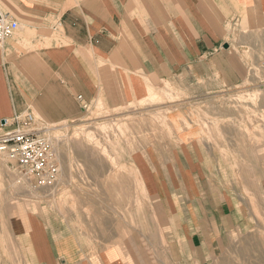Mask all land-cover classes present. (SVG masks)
<instances>
[{"label":"crops","instance_id":"0c3cea01","mask_svg":"<svg viewBox=\"0 0 264 264\" xmlns=\"http://www.w3.org/2000/svg\"><path fill=\"white\" fill-rule=\"evenodd\" d=\"M0 9L19 24L0 46V129L28 112L62 124L91 108L121 110L146 100L150 84L237 87L240 26L264 28V0H0ZM113 159L171 222L163 264H213L244 226V205L214 180L196 142L142 134L133 153ZM63 228L56 217L28 222L21 247L29 264H129L117 233L86 245Z\"/></svg>","mask_w":264,"mask_h":264},{"label":"rangeland","instance_id":"374dc122","mask_svg":"<svg viewBox=\"0 0 264 264\" xmlns=\"http://www.w3.org/2000/svg\"><path fill=\"white\" fill-rule=\"evenodd\" d=\"M240 28L245 34L233 48L245 68L237 87L203 80L163 82L148 88L161 92L158 99L148 91L144 103L114 112L91 108L81 119L62 124H48L35 114L52 140L59 139L61 174L69 178L54 195L28 196L14 188L13 179L30 191L41 194L42 188L0 153V264H29L21 233L30 220L52 217L64 226L62 231L70 224L77 241L86 245L117 233V246L127 250L129 264H143L136 249L145 252L148 264H163L171 222L161 204L146 197L134 172L125 173L113 159L133 153L142 134L150 142L199 144L214 180L244 205V226L229 234L213 264H264V28L250 30L244 22ZM73 137L84 152L73 149Z\"/></svg>","mask_w":264,"mask_h":264},{"label":"built area","instance_id":"2783aa9c","mask_svg":"<svg viewBox=\"0 0 264 264\" xmlns=\"http://www.w3.org/2000/svg\"><path fill=\"white\" fill-rule=\"evenodd\" d=\"M18 29L19 24L0 9V46ZM47 130L45 122L32 112L4 121L0 129V153L40 188L57 183L61 174L59 156Z\"/></svg>","mask_w":264,"mask_h":264},{"label":"bare ground","instance_id":"6f19581e","mask_svg":"<svg viewBox=\"0 0 264 264\" xmlns=\"http://www.w3.org/2000/svg\"><path fill=\"white\" fill-rule=\"evenodd\" d=\"M151 85V84H150ZM154 89H155V87H154ZM154 89L151 87L148 91H149V97L151 98V99H154V100H156L155 98H157L158 99V97H160L162 94H161V92H157V91H154ZM157 90V89H156ZM163 91V90H162ZM173 97V96H172ZM149 98V99H150ZM175 98V97H174ZM169 99H171L172 100V98H169ZM145 101V100H144ZM144 101H140L141 103H144ZM147 101H151V100H148L147 99ZM158 102H160V101H158ZM153 104H154V102H153ZM144 105V104H143ZM147 105V104H146ZM263 106V105H262ZM67 136V135H66ZM62 140V139H61ZM54 141H56V143H57V145L56 146H58V147H56V150H57V148H59V146H60V141H59V139H57V138H55V140ZM72 143H73V149L74 150H76V152L77 153H82V152H84L83 150H84V148H83V146L79 143V141H80V139L79 138H76V137H73L71 140H70ZM58 152H59V158H60V156L63 154V153H61V150L60 149H58ZM64 155V154H63ZM79 157V156H78ZM84 158V157H83ZM86 158V157H85ZM88 159V158H87ZM60 161H62L61 160V158L59 159ZM84 160V159H83ZM97 161V160H96ZM68 163V162H67ZM88 164V163H87ZM101 164V163H100ZM4 165V164H3ZM66 165V164H65ZM64 168V167H63ZM68 168V167H67ZM64 173V172H63ZM63 173L62 174H60V179H58V182L57 183H55V184H52V185H47V186H44V187H41L42 189V191H41V194L39 193V192H37V191H30V190H28V187L26 186V184L25 185H21V184H18V183H16V180L15 179H13L12 180V183H13V186H14V188L16 189V190H18V192H23V191H25V192H23V194H26V195H28V196H36V195H46V194H49V193H52V192H54L55 190H56V188H57V186H58V184H60V183H67V179L69 178L68 177V175L65 173L64 175H63ZM12 174V173H11ZM87 175V174H86ZM90 175H92V174H90ZM89 175V176H90ZM62 176V177H61ZM88 176V175H87ZM20 179V178H19ZM25 180V179H24ZM30 182V181H29ZM40 188V187H39ZM20 190H22V191H20ZM14 198V197H13ZM8 199V198H7ZM12 200V199H11ZM96 201V200H95ZM7 202V201H6ZM9 202V201H8ZM9 204V203H8ZM2 215V214H1ZM105 219V218H104ZM95 225V224H94ZM258 231V230H257ZM253 232V231H252ZM249 237V236H248ZM131 238V237H130ZM9 244V243H8ZM264 247V246H263ZM264 249V248H263Z\"/></svg>","mask_w":264,"mask_h":264},{"label":"water","instance_id":"95a60500","mask_svg":"<svg viewBox=\"0 0 264 264\" xmlns=\"http://www.w3.org/2000/svg\"><path fill=\"white\" fill-rule=\"evenodd\" d=\"M225 48H228V45H226Z\"/></svg>","mask_w":264,"mask_h":264}]
</instances>
